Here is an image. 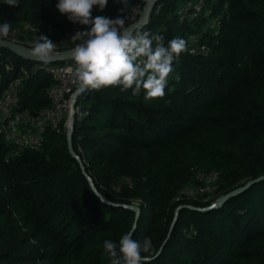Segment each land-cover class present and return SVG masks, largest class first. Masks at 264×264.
<instances>
[{"label": "trees", "instance_id": "trees-1", "mask_svg": "<svg viewBox=\"0 0 264 264\" xmlns=\"http://www.w3.org/2000/svg\"><path fill=\"white\" fill-rule=\"evenodd\" d=\"M146 1L109 0L93 15L122 18L138 4L142 13ZM55 4L0 2V23L9 33L26 22L55 33L77 27ZM136 31L165 44L182 37L188 50L163 96L145 100L118 85L80 94L72 146L100 195L63 130L49 127L39 148L0 131V264H109L103 240L129 230L152 238L151 264H264V178L216 208L204 196L181 197L196 169L220 172L219 195L264 176V0H158ZM192 35L206 51L190 52ZM51 64L0 47V93L24 67L18 108L39 113L51 104Z\"/></svg>", "mask_w": 264, "mask_h": 264}, {"label": "clouds", "instance_id": "clouds-1", "mask_svg": "<svg viewBox=\"0 0 264 264\" xmlns=\"http://www.w3.org/2000/svg\"><path fill=\"white\" fill-rule=\"evenodd\" d=\"M0 2L18 5V0ZM114 2L127 5L128 0ZM152 2L148 0V3ZM108 4L109 0H56L55 7L59 12L66 14L70 22L82 26L71 38L80 41L72 52L76 64L75 93L118 85L123 91L131 89L134 96L143 92L145 100L163 96L174 61L188 50L187 41L177 37L165 44L160 35L153 38L147 32H132L120 27L123 23L120 17L93 15L94 8L101 13ZM10 30L9 22L0 23V37H6ZM53 47L54 42L42 35L32 51L38 59L47 62ZM103 251L109 264H151L159 255L150 236L134 239L132 230L126 231L118 241L104 239Z\"/></svg>", "mask_w": 264, "mask_h": 264}, {"label": "built area", "instance_id": "built-area-1", "mask_svg": "<svg viewBox=\"0 0 264 264\" xmlns=\"http://www.w3.org/2000/svg\"><path fill=\"white\" fill-rule=\"evenodd\" d=\"M202 2L203 0H198ZM195 15L201 9V4H194ZM192 7L188 3L181 10L182 17L190 12ZM140 4L128 9L122 16L123 23L120 27L131 28L142 16ZM218 24L214 20L212 25ZM82 26L65 32L55 33L52 29L44 31L39 26L26 22L20 27H16L6 37H0L1 40H11L24 45L32 51L35 43L42 35L47 36L54 42V47L50 56L58 55L62 51H67V63H54L46 68V71L53 79V84L49 89L51 104L45 107L37 114H32L29 110L19 109V93L24 80L28 77V71L23 67L21 73L10 79L4 90L0 93V131L3 132L5 140L18 147L31 146L39 148L44 141V133L51 127L58 131L63 130L67 140L70 138V128L73 118L82 117V109L77 105L80 94L75 93L76 85L74 81V70L76 67L72 57L73 48L80 41L72 40L74 33ZM189 48L191 53L206 51L207 45L202 44L198 36L192 35L189 38ZM33 52V51H32ZM7 69H13V64H7ZM75 106L73 107V104ZM220 178V172L216 169H196L194 179L196 183L189 185L183 190V194L189 198L204 196L203 201L212 200V196L217 194V187ZM212 195V196H211ZM221 195H217L216 200ZM180 199V196L177 197Z\"/></svg>", "mask_w": 264, "mask_h": 264}, {"label": "water", "instance_id": "water-1", "mask_svg": "<svg viewBox=\"0 0 264 264\" xmlns=\"http://www.w3.org/2000/svg\"><path fill=\"white\" fill-rule=\"evenodd\" d=\"M157 1L158 0H153L152 3H148V0H147L145 5H144V8H143L144 9L143 14L140 17L139 21L136 22L131 28H127V30L132 31L134 28L144 25L147 22V20L150 16L152 10L154 9ZM0 47H6V48L10 49L12 52H15L16 54L23 56V57H26V58L38 59V57L32 51L28 50L24 45L18 44L14 41H11V40H1L0 39ZM67 53L68 52L65 50V51L60 52L58 55L50 56V59L48 61H51V62L65 61L67 59ZM74 106H75V103L73 104V107ZM75 123H76V120H75V118H73L72 122H71V128H70L71 135H72V132L74 130ZM71 135H70V138L68 139L69 150H70L71 154L73 155V157L77 158L81 162V166H82L84 174L87 176L91 186L96 191V193H98L100 195V193L98 192L97 188L94 185L93 179L88 175L86 169L84 168L80 156H78L77 152L73 149ZM263 178H264V176L248 180L244 186L238 187V188L234 189L233 191H231L225 195H221L219 198H217L215 201H213L210 204L209 208H216V207L223 205L227 201L228 198H230L231 196H233L237 192L241 191L242 189L249 187L253 183H255V182H257ZM129 207L136 210L137 213L139 212V208L137 206L130 205Z\"/></svg>", "mask_w": 264, "mask_h": 264}, {"label": "rangeland", "instance_id": "rangeland-1", "mask_svg": "<svg viewBox=\"0 0 264 264\" xmlns=\"http://www.w3.org/2000/svg\"><path fill=\"white\" fill-rule=\"evenodd\" d=\"M138 21H139V20H138ZM22 24H24V23H22ZM22 24H20V25H19V26H17V27H20V26H22ZM133 30H134V29H133ZM133 30H132V31H133ZM59 62H62V61H58V62L56 61V62H53V63H59ZM69 62H70V61H69ZM224 181H225V180H224L223 178H221V177H220V179H219V182H218L217 191H219V190H220V189H219V188H220V187H219V185H220L221 183H223ZM217 195H218V194H216V195H214V196H212V195H211V196H212L211 203H212L213 201H215V200H213V199H214V198H216V197H217ZM134 206H138V205H134Z\"/></svg>", "mask_w": 264, "mask_h": 264}]
</instances>
